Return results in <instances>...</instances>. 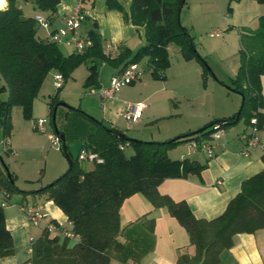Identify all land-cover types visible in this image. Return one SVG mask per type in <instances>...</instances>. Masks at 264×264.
Segmentation results:
<instances>
[{"label":"trees","instance_id":"16d2710c","mask_svg":"<svg viewBox=\"0 0 264 264\" xmlns=\"http://www.w3.org/2000/svg\"><path fill=\"white\" fill-rule=\"evenodd\" d=\"M30 1L49 20L56 13L60 0ZM84 2L85 0H81ZM129 14L119 0H108L110 9H116L135 25L144 26L146 44L133 52L123 48L118 57L104 53L96 30L89 31L92 45L84 53L63 54L57 42L38 36L36 16H25L19 0H7L0 8V143L12 132V109L20 105L24 116L31 118L33 104L51 71L68 79L75 67L89 60L111 62L120 72L143 60L155 79H165L170 66L169 46L180 47L185 59H197L207 68L206 59L194 45L193 37L179 18L181 0H127ZM240 1V0H238ZM264 4V0H255ZM240 67L232 78L231 90L241 94L242 106L236 114L212 120L199 130L165 141H146L128 137L116 127L90 116L80 108L60 101V89L49 101L50 120L55 133L64 135L60 149L71 160L69 169L51 184L34 191L47 193L67 215L73 225V241L69 236H50L47 229L33 247L32 264H120L140 263L155 245V219L148 214L122 227L120 210L126 199L143 194L156 208L166 207L189 234L196 254H182L178 264H219L221 253L230 249L235 236L253 233L264 228V170L246 180L241 191L228 204L224 213L214 219L195 217L186 201H175L159 192V185L167 178H182L200 173L205 165L189 159L172 160L168 151L185 141L209 140L214 126H232L242 119H258L257 127L264 125V16L259 18L256 30L244 29L240 35ZM86 86L100 88L93 79L97 75L95 61L89 65ZM134 84V83H133ZM58 112L62 124L56 125ZM55 114V120L53 116ZM61 138V137H60ZM81 142V149L98 154L101 162L93 161L88 170L83 161L69 153L67 144ZM126 147L133 150L131 155ZM0 147V160L3 161ZM264 160V158H263ZM0 166V187L8 192L21 191L15 185L14 174ZM15 253L11 232L6 226L3 207L0 206V258Z\"/></svg>","mask_w":264,"mask_h":264},{"label":"crops","instance_id":"0c3cea01","mask_svg":"<svg viewBox=\"0 0 264 264\" xmlns=\"http://www.w3.org/2000/svg\"><path fill=\"white\" fill-rule=\"evenodd\" d=\"M119 1L129 14L130 1ZM5 2L6 0H3L2 4ZM30 3L32 12H29L27 15L24 14L25 16L42 15L46 17L44 13L34 7L32 2ZM18 4L24 13V6L20 2ZM78 5L82 6L87 15L79 32L89 38V31L94 28L96 22V30L99 33L104 53L110 58L118 57L123 48H129L135 52L146 44L145 27L132 23L130 18L127 19L123 12L110 9L108 0H85L84 2L81 0H60L56 13L50 19V26L46 29L44 28L46 37L43 38L40 35L39 28L38 36L43 39H50L54 31L66 25V18ZM236 6L241 8L239 11L241 12V16L239 15L238 19L235 20L233 27L234 30H238L240 42V35L244 29L256 30L258 28L259 18L264 16V4H260L255 0H240ZM253 23L255 24L252 25ZM228 25L230 26V24ZM211 35L213 36V34ZM173 45L175 44H170L168 48L169 54L171 53L170 51ZM218 45L221 47L224 44L218 43ZM108 46L112 47L111 51L107 50ZM221 48L225 49L224 46ZM61 50L66 56L72 53H78L74 45L66 49L62 48ZM175 53L179 55L177 57L179 62L180 60H186V66L179 69L178 81H181V88L187 90L189 88L187 83L188 76L195 75L202 77L203 69L199 60L185 59L178 45ZM96 60H89L91 62L85 63L88 65V70L85 74L83 72L82 75H85V77L90 75L89 65L92 61L96 62ZM239 67L240 50L236 61L226 63L225 65L226 72L231 78V81L236 76ZM172 68L173 61L170 58V66L165 72L166 78L164 80L159 79L161 81H159L158 88L149 92L144 91V87H142L144 83H139L129 87L125 91L120 89L111 98L102 99L97 90L91 92L90 88L89 93L96 95L98 99H92L91 102H88L86 111H89L88 113L94 115L97 119L104 121L108 126L116 127L124 133L126 130H135L131 138L146 141H165L195 132L204 124L201 120L203 114L200 112L189 113L186 118V110L184 111L181 106V101H178V103L175 101L176 99H180V94L176 92L177 90H175L176 88L174 86L171 89L167 85L170 82L168 71H171ZM76 70L71 73L72 80L70 77L66 79L60 91L64 86L67 87V91L73 90L71 89V82L74 84L77 81ZM120 70V66L113 68L111 73L109 72V80L105 81L103 79V82L99 75L98 81L99 83L101 82V85L99 84L100 87H108L111 79L119 74ZM262 85L264 96V76L262 77ZM57 91L58 89L56 87V90L47 96L42 94L40 90L39 96L36 99L47 97L48 104L51 97ZM231 91L237 94L236 96L238 97L235 96L226 99L221 106L223 112L217 117L225 118L239 112L242 106L241 94L233 90ZM183 97L190 103L194 102V99L188 94H184ZM173 100L174 103L172 102ZM93 101H95L94 104ZM127 103H146L147 107L137 123L129 124L124 119V110ZM262 111L264 112V108ZM49 113L50 109L48 115ZM40 118H36L34 125H36ZM167 118H170V123L164 127L162 122ZM156 126L158 129L154 128ZM252 132L253 126L251 122L245 119H242L231 127H227L224 133L213 142V157H209L207 151L202 148H193L191 141H185L171 148L168 154L172 160L180 161L189 159L205 165V167L197 174L163 180L159 185V192L163 195H168L175 201H186L197 218L210 220L222 215L229 202L241 191L243 183L264 170V125L257 131L260 137L259 144L249 149L248 153H244L247 141ZM12 135L13 131L10 137H8L10 151L5 153H13L16 155L18 150L22 152L27 144L16 141V137H11ZM28 137L30 140L31 136ZM0 147L2 150L1 143ZM91 164L88 170L93 168L94 163L92 162ZM42 187L44 186L28 189L18 188L21 191H17L19 193L15 195L3 188L7 191V196L6 198L0 197V206L3 207L6 226L13 237L15 253L9 257L0 258V264H32L33 247L37 239L43 235L45 229L50 224H55L61 230L73 234V225L63 210L53 200L48 198L47 193L34 192ZM2 203H5V205ZM31 206H40L46 214L40 224H33L29 220L27 209ZM146 214L155 219V245L153 250L142 258L140 264H178L179 257L182 254H188L189 256L196 254V247L191 243L188 232L179 221L170 214L166 207H154L143 194H135L124 201L120 210L121 225L122 227H126ZM58 236L63 237L64 235L59 234ZM71 239L77 241L78 237L71 236ZM110 264H120V262L117 259H112ZM219 264H264V228L256 230L253 233L236 235L234 245L221 253Z\"/></svg>","mask_w":264,"mask_h":264},{"label":"rangeland","instance_id":"374dc122","mask_svg":"<svg viewBox=\"0 0 264 264\" xmlns=\"http://www.w3.org/2000/svg\"><path fill=\"white\" fill-rule=\"evenodd\" d=\"M6 2L0 5H3L2 7H4ZM19 2L24 6L25 15L32 12L30 1L19 0ZM236 5H238V0H224V2L223 0H185L183 6L180 8V22L187 28L193 37L197 52L206 59L208 66L205 68L200 62L203 69L202 77H197L195 75L188 76L187 83L189 88L184 90L181 88V81H178V78L180 73L179 69L186 66V60H180L179 62L177 58L179 55L175 53L177 45L175 44L172 46L170 58L171 61H173V68L171 71H168L170 82L167 85H169V88L171 89L174 86V88H176L175 90H177L176 92L180 94V99H176L175 101L176 103L181 101V106L184 111L186 110V118L189 113L200 112L203 114L201 120L204 124L212 120L221 119L222 117L217 116H220L219 114L223 112V108L221 107L223 102L226 99H230V97H235L237 95L231 91L232 81L225 68L226 63L236 61V57L241 48L238 30H234L233 27L235 20L238 19L239 15L241 16V12H239L241 8H238ZM228 24H230V26ZM254 24L255 23L252 25ZM49 26L50 24H40L38 26L39 33L43 38L46 37V31L44 28L46 29ZM211 34H213V36ZM218 43H223L225 49H222L221 47L223 46L220 47ZM66 45L68 46L69 44L66 42L59 43L61 49H66L72 46L69 45L67 47ZM178 53L180 54V52ZM96 64L97 75L93 79V82L97 84L96 80H98L99 75L101 76L102 82L103 79L105 81L109 80V72L111 73L115 66L111 62L104 61L100 58L96 60ZM87 66V64L82 62L73 69L72 73L77 69V81L74 82V84L71 82V89L73 90L67 91V87L64 86L59 92L58 98L60 101L64 100L63 102L65 104L74 108H80L85 113L95 117L86 110L88 102H91L92 99H98L96 95H91L89 93L90 88L98 89L99 87L86 86L89 75L87 74L88 76L85 77V75L82 74L83 72L85 74L88 70ZM139 67L142 72L141 78L134 84L121 88L122 91L139 83H144L142 85L144 91H153L158 88L159 81L164 80L154 79L151 69L147 66L145 61L140 62ZM103 68L105 69L103 70ZM54 75L55 71H51L45 78L41 87L42 94L48 96L56 90L57 85ZM70 79L72 80L71 75ZM98 84L101 85V82ZM184 94L191 96L194 99V102L190 103L185 100V97H183ZM0 96L3 99H6L7 94L2 93ZM47 99V97H41L34 101L31 118H26L24 116L23 109L20 105H15L12 109V125L14 124L15 128L12 127L13 135L11 137L14 136L16 137V141L25 142L27 145L22 152L18 150L16 155L13 153H4L3 161L6 166L1 160L0 166L5 170L6 167H8L9 171L11 170V173L14 174L15 184L19 189H28L51 184L62 176L69 169L71 164L69 158L60 149L62 143L61 145L54 144V142L48 138L47 133L38 131L34 125V121L37 117L50 119V116L48 115L49 109ZM242 101L243 97L241 105ZM94 102L95 101H93V104ZM148 102L150 103V101ZM172 102L174 103V100ZM60 113L61 112H58L56 118L57 127H60L62 124V115ZM169 119L170 118L163 120L162 125L164 127L170 123ZM204 124L201 125L200 128H202ZM48 126L50 127V132L55 133L53 125L50 123ZM154 128L158 129L157 126ZM134 132L135 130H126L125 134L128 137H131ZM28 136H31L30 140ZM80 146L81 143L78 140H72L67 144L69 153L75 158L79 153ZM125 151L128 155L133 153V150L130 147H126ZM91 163L92 162H83V167L88 169L91 167ZM17 193L19 192L16 191L13 194L15 195Z\"/></svg>","mask_w":264,"mask_h":264},{"label":"built area","instance_id":"2783aa9c","mask_svg":"<svg viewBox=\"0 0 264 264\" xmlns=\"http://www.w3.org/2000/svg\"><path fill=\"white\" fill-rule=\"evenodd\" d=\"M2 6L3 5H0V8ZM86 17H87L86 12L84 11L81 5H78L77 7H75L73 12L66 18V25L54 31L51 34L50 39L54 42H57L58 44L61 42H66L69 45H74L78 53H84L85 50L92 45V41L88 37L82 35L79 32L83 22L86 20ZM36 20L40 24H44V25L50 24V20L42 15H37ZM111 48H112L111 46H108L107 50L111 51L112 50ZM141 75H142V72L139 67V64L137 63L131 64L126 69L121 71L119 74L114 76L111 79L108 87H100L98 89L92 88L91 92H95V90H97L100 96L102 97V99L111 98L121 88L138 81L141 78ZM54 77H55L57 88L60 89L64 84V81H65L64 77L59 72H56ZM146 107L147 105L144 103H127V106L124 110V117L126 121L129 124L137 123L141 119ZM50 123H51L50 119L41 118L37 121L35 127L39 131L43 133H47L49 139L52 142H54V144L61 145L60 136H58V134L56 133L50 132V129L48 127V124ZM251 124L253 126V132L247 141V145H246L244 153H248L249 149L257 146L260 141V137L257 134V131L259 130L257 127L258 119L256 117H253L251 119ZM214 129L215 130L211 134V137L209 140H202L200 142L191 141L192 142L191 146L193 148H202L207 151L209 157H213L214 156L213 142L215 139L220 137L221 134L224 133L225 127L221 124H216L214 126ZM1 144H2V152L5 153V152L10 151L8 139L2 140ZM79 160L83 162H93V161L101 162L102 161L99 158L97 153L93 151H89L87 149H82L80 151ZM6 196H7V191L0 187V197L6 198ZM2 204L5 205V203H2ZM45 215L46 214L44 213L43 209L40 206H31V207H28L27 209V216L33 224H40L42 219L45 217ZM46 229L48 230L50 236H55L59 234H62L64 236H69V237L74 236L70 232L61 230L55 224H50ZM127 264H140V263L128 262Z\"/></svg>","mask_w":264,"mask_h":264},{"label":"water","instance_id":"95a60500","mask_svg":"<svg viewBox=\"0 0 264 264\" xmlns=\"http://www.w3.org/2000/svg\"><path fill=\"white\" fill-rule=\"evenodd\" d=\"M184 2H185V0H181V2H180V7H182L183 6V4H184ZM179 12H180V10H179ZM55 114H54V116H53V119L55 120ZM57 134H58V132H57ZM58 136H60L61 137V139L64 141V135H60V134H58ZM70 162H71V160H70ZM7 169V168H6Z\"/></svg>","mask_w":264,"mask_h":264},{"label":"snow or ice","instance_id":"6c2138e0","mask_svg":"<svg viewBox=\"0 0 264 264\" xmlns=\"http://www.w3.org/2000/svg\"><path fill=\"white\" fill-rule=\"evenodd\" d=\"M3 3V0H0V4H2Z\"/></svg>","mask_w":264,"mask_h":264}]
</instances>
